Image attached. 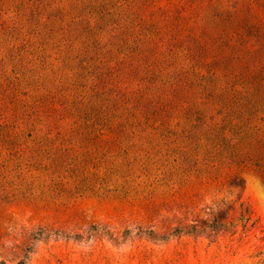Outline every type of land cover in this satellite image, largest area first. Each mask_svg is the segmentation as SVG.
Listing matches in <instances>:
<instances>
[{"label": "rangeland", "instance_id": "obj_1", "mask_svg": "<svg viewBox=\"0 0 264 264\" xmlns=\"http://www.w3.org/2000/svg\"><path fill=\"white\" fill-rule=\"evenodd\" d=\"M191 1L0 0V82L25 67L23 100L56 89L75 113L85 94L83 107L106 115L143 91L157 105L150 121H123L136 133L0 138V264H264V177L210 161L198 139L220 110L213 55L247 47L226 73L248 66L263 88L264 51L234 20L235 0ZM257 1L242 0L264 21Z\"/></svg>", "mask_w": 264, "mask_h": 264}, {"label": "trees", "instance_id": "obj_2", "mask_svg": "<svg viewBox=\"0 0 264 264\" xmlns=\"http://www.w3.org/2000/svg\"><path fill=\"white\" fill-rule=\"evenodd\" d=\"M195 1H191V3L193 4ZM235 4V11H230L234 20L237 16L241 22L243 21V25H246L254 36L252 39L255 46L259 48L258 50L264 51V21L258 19L259 15L251 12L250 8L249 10L246 9L242 0H235ZM261 7L264 10V3L261 4ZM219 10L226 11L222 6ZM71 34L74 33L71 32ZM202 34L205 37L203 31ZM213 41H218V36L213 38ZM143 42H146V44L150 42L147 40V36H144ZM111 45L114 48L116 46V49L120 48L118 42ZM235 45H230V48L233 49ZM221 46L222 43L218 45V47ZM226 46H229V44ZM86 47L84 46V48ZM210 47L209 44L202 45L199 46L201 52H196L191 48H189V51L190 53L193 52V55L198 58L201 54H208ZM218 47L215 49H218ZM114 48L110 49L109 52H117ZM239 48L242 52L235 50L233 55L223 52L221 56L220 51L213 55L214 66L209 68L207 72H210L214 79L213 88H209V90L215 91H212L209 96L214 102L218 103L220 110L216 112V116H209L208 120L205 119L203 127L200 129L201 136H198V139L202 140L201 147L205 148L207 153H210L208 156L210 161H212L211 153H215V155H218L215 161L253 166L264 177V102H260L264 100V87L261 88L259 83L255 81V76L252 78L251 75L242 73L248 69V66L236 68L237 73H233L232 76H228L226 73V70H232L235 62L243 63L242 60H245L244 53L247 47L240 45ZM247 51L253 54V50L248 49ZM234 53H237V55L234 56ZM197 61L199 62V60ZM201 68L202 66H197V69L200 70ZM26 70L23 67L18 73L24 74L23 76L29 81V74ZM189 71L187 69L182 72L184 78H187V75L190 74ZM140 72H146V68ZM195 74H200V76L197 78V82L193 83V86L201 87L203 83H208L209 79L200 71ZM24 77L23 79L17 77L9 84H7L8 79L5 82L3 81L5 80L4 77L0 82V102L6 111L8 110L7 114H3L0 108V138H17L32 133H43L45 135L57 133L63 136H119L137 132L133 125L129 127L123 125V121L129 122L134 119L150 121L154 119L157 113L153 109L157 106L156 103L155 105L151 104L154 100L152 96H149L151 93L147 97L145 96L147 92L143 91L138 92L141 93L139 96L112 105L111 111L106 115L103 113L106 107L103 110L99 107L95 112H89L87 105L83 107V103H87V100L80 99L85 98V94L77 95L76 99L83 103L79 104L75 101L78 107V109L75 108V113L69 108L70 105L65 92L56 89H48L45 92V88H42L43 92L29 95L28 98H33L32 102L25 101L20 97L19 89L21 83L22 87L28 86L23 81ZM143 77L147 80V76ZM148 81L165 84L163 80L149 79ZM187 81L186 79L185 82ZM239 86L241 89L238 88ZM203 88L205 89L204 86ZM89 104L90 106L93 105V100ZM121 106L123 107L120 109Z\"/></svg>", "mask_w": 264, "mask_h": 264}, {"label": "bare ground", "instance_id": "obj_3", "mask_svg": "<svg viewBox=\"0 0 264 264\" xmlns=\"http://www.w3.org/2000/svg\"><path fill=\"white\" fill-rule=\"evenodd\" d=\"M258 187V186H257ZM260 187V186H259ZM254 188L256 189V191H257V193L259 194V196H260V199H261V201H262V203L264 204V191L261 189V188H256L255 186H254ZM257 194V195H258ZM259 199V198H258Z\"/></svg>", "mask_w": 264, "mask_h": 264}]
</instances>
